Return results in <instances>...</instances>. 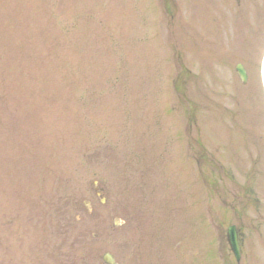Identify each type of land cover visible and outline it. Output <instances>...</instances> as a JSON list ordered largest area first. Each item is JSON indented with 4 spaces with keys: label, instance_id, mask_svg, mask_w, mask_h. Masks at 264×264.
<instances>
[{
    "label": "rangeland",
    "instance_id": "374dc122",
    "mask_svg": "<svg viewBox=\"0 0 264 264\" xmlns=\"http://www.w3.org/2000/svg\"><path fill=\"white\" fill-rule=\"evenodd\" d=\"M105 251L264 264V0H0V264Z\"/></svg>",
    "mask_w": 264,
    "mask_h": 264
},
{
    "label": "water",
    "instance_id": "95a60500",
    "mask_svg": "<svg viewBox=\"0 0 264 264\" xmlns=\"http://www.w3.org/2000/svg\"><path fill=\"white\" fill-rule=\"evenodd\" d=\"M235 72L242 83H245L247 81V72L241 63H237L235 65ZM86 203L88 204V202ZM114 224L118 226L120 224V220L118 218H115ZM226 240L231 252L234 255L235 260L237 261V263H239L241 258L240 233L234 224L227 226ZM102 259L106 264H117L114 260V257L109 252H105L102 255Z\"/></svg>",
    "mask_w": 264,
    "mask_h": 264
}]
</instances>
